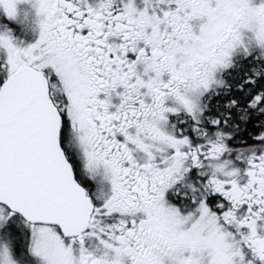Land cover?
Segmentation results:
<instances>
[{
    "label": "snow or ice",
    "instance_id": "1",
    "mask_svg": "<svg viewBox=\"0 0 264 264\" xmlns=\"http://www.w3.org/2000/svg\"><path fill=\"white\" fill-rule=\"evenodd\" d=\"M0 264H264V0H0Z\"/></svg>",
    "mask_w": 264,
    "mask_h": 264
}]
</instances>
